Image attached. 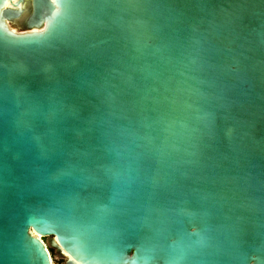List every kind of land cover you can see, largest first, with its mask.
Listing matches in <instances>:
<instances>
[{
  "label": "water",
  "instance_id": "1",
  "mask_svg": "<svg viewBox=\"0 0 264 264\" xmlns=\"http://www.w3.org/2000/svg\"><path fill=\"white\" fill-rule=\"evenodd\" d=\"M7 2L0 264H264V0Z\"/></svg>",
  "mask_w": 264,
  "mask_h": 264
},
{
  "label": "snow or ice",
  "instance_id": "2",
  "mask_svg": "<svg viewBox=\"0 0 264 264\" xmlns=\"http://www.w3.org/2000/svg\"><path fill=\"white\" fill-rule=\"evenodd\" d=\"M51 3L53 5H57L59 8H63L65 10H69L73 7H76L77 5L75 4V0H51ZM4 8H8L10 7L9 3L7 2V0H4V4H3ZM37 34V29L36 28H32L31 32L28 33H21V36H31V35H35ZM4 40L6 43L8 44H22V43H31V41H21V40H11L8 36H4ZM64 200L63 198H59L58 200V205H57V210H63L64 207ZM89 205L88 204H83L81 206V215H87L88 211H89ZM109 210L112 209V206L109 205ZM37 231H39V229H37ZM33 236H36L37 240L39 239V237L37 236L36 232H33Z\"/></svg>",
  "mask_w": 264,
  "mask_h": 264
},
{
  "label": "rangeland",
  "instance_id": "3",
  "mask_svg": "<svg viewBox=\"0 0 264 264\" xmlns=\"http://www.w3.org/2000/svg\"><path fill=\"white\" fill-rule=\"evenodd\" d=\"M11 25L14 28V30L16 31L17 27L14 26L12 23H11ZM44 242L47 245L48 244V238H44ZM50 254H51V259H52L54 264H64V259L59 257V255L54 250H53V253L50 252Z\"/></svg>",
  "mask_w": 264,
  "mask_h": 264
},
{
  "label": "bare ground",
  "instance_id": "4",
  "mask_svg": "<svg viewBox=\"0 0 264 264\" xmlns=\"http://www.w3.org/2000/svg\"><path fill=\"white\" fill-rule=\"evenodd\" d=\"M14 1H16V0H14ZM21 9H22V13H26V12H27V9L25 8V6H21ZM4 24H5V26H6L9 30H11V31H13V32H17L18 29H16V31H15L14 28L12 27V25H11L10 22L4 21ZM12 24H13L14 26L18 27V25H17L16 23H12ZM37 236H38L41 240L44 239L43 236H40V235H37ZM51 264H52V262H51Z\"/></svg>",
  "mask_w": 264,
  "mask_h": 264
},
{
  "label": "trees",
  "instance_id": "5",
  "mask_svg": "<svg viewBox=\"0 0 264 264\" xmlns=\"http://www.w3.org/2000/svg\"><path fill=\"white\" fill-rule=\"evenodd\" d=\"M42 241L44 242V239H43ZM44 244H45V242H44ZM49 251H50L51 253H53V250H52V249H49ZM51 262H52V264H54L53 261H52V259H51Z\"/></svg>",
  "mask_w": 264,
  "mask_h": 264
}]
</instances>
